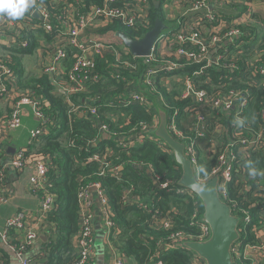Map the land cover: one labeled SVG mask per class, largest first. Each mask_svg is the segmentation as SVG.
Wrapping results in <instances>:
<instances>
[{"label":"trees","instance_id":"obj_1","mask_svg":"<svg viewBox=\"0 0 264 264\" xmlns=\"http://www.w3.org/2000/svg\"><path fill=\"white\" fill-rule=\"evenodd\" d=\"M37 1L44 2L52 14V28L61 30V18H58V15L64 13L65 5L56 3L55 0ZM91 1L93 0H85L84 4L90 5ZM239 1L228 0L225 4ZM219 13L224 15L221 11ZM19 19L23 24L20 32L5 31L6 34L16 35L17 42L13 47L4 48L3 51L0 49V63L10 71L21 92L20 96L37 95L42 103H48V106L44 107L49 117L46 130L28 146V152L50 157L51 167L46 184L54 197L53 209L40 225L47 240H40V234L37 240L40 244L31 255L32 259L39 264H74L79 258L75 245L80 233L78 192L82 185L98 183L106 195L110 216L116 225L111 237L122 254L134 257L138 264H155L159 261L162 264H197L195 255L183 247L181 242L174 240L172 235L178 232L190 235L199 231L190 222L196 204L201 207L200 202L195 194L193 198L190 194L178 193L180 166L171 153L149 139L147 132L139 131L141 124H154V109L133 104L124 113H116L108 103L109 99L123 89V84L111 76V71L124 60L132 61V55H125L119 60L110 51L97 55L93 68L100 72L104 79L90 84L85 91L72 93L68 97L58 92L57 84L65 86L66 83L62 80L55 83L52 74L41 71L39 74L28 76L25 73L22 56L35 53L42 43L50 42L51 38L45 32L40 18L32 17L29 9ZM157 19L166 21L162 7H156L154 4L148 26L131 29L114 21L104 28V31L124 32L137 39L152 29ZM226 19L230 23L231 18ZM239 26L246 33L241 37L244 41L242 48H235V44L230 45L229 54L220 66L212 67L206 72L210 81L200 84L209 92H220L224 95L231 89L250 88L248 103L240 118L235 117L234 111L218 113L209 118L206 138L209 139L211 134H221L226 144L232 143L230 148L238 155L233 160L234 177L229 184L228 194L231 203L237 207V210L234 209L235 213L249 217V220H245L241 225L240 241L242 244H254L258 239L257 232L264 229V210L261 209L264 197L255 193L257 182L264 181V147L251 150L249 156H244L239 152V140L264 131L261 116L264 108V87L261 84V74L255 71L264 66V45L260 47L262 50L259 59L251 60V50L255 49L249 42L252 39L249 33L252 28L246 24ZM21 41H26L27 44L22 45ZM260 41L263 43L264 38ZM76 51L74 47H67L64 77L71 69ZM231 63L236 64L237 70L226 68ZM253 71L255 74H252ZM125 74L131 79L138 76L137 72L125 71ZM205 77L206 75H203L201 80L204 81ZM250 81L254 84L249 85ZM154 87L168 113L176 114L178 119H185L187 115L182 112L187 100L180 97L184 86L176 81L166 83L157 80ZM79 106L81 111L94 107L96 113L93 116L87 113L80 115ZM7 111H10L9 107ZM2 114L0 118L5 117ZM178 123L186 135L195 137L182 123ZM100 124L107 126L110 137L103 135ZM136 131L145 137L144 144L135 147L120 145L122 140L130 139ZM203 145L202 149L197 148L200 178L210 175L218 162V155L208 151L210 143ZM4 152L5 149H2L0 156ZM95 152H102L104 160L89 161V156ZM116 167L119 175L114 173ZM246 171L254 176V180L250 181L247 199L242 194V172ZM165 183L167 186L163 187ZM5 184H8L6 174L0 176V196ZM140 204L148 205L150 209L146 210ZM154 210L163 214L171 213L175 219L174 224L165 229L155 226L152 221ZM16 229L10 230V243H18L12 240V237L16 236ZM161 245L176 248L162 250ZM6 255L7 252L0 245V264L8 263ZM243 260L250 263V260Z\"/></svg>","mask_w":264,"mask_h":264},{"label":"built area","instance_id":"obj_2","mask_svg":"<svg viewBox=\"0 0 264 264\" xmlns=\"http://www.w3.org/2000/svg\"><path fill=\"white\" fill-rule=\"evenodd\" d=\"M84 1L55 0L56 3L65 5V11L63 14L58 15V18H61V30H54L52 28L53 16L46 4L42 1L32 0L33 6L29 8V12L32 17H34L35 12L40 14L45 32L51 38L50 42L42 43L39 46L38 63L41 71L52 74L55 83L58 80L64 81L65 86H61L60 83L57 84L58 92L69 97L72 93L83 92L88 89L90 84L98 83L104 79V76L93 68L97 55H103L106 51H110L116 56L117 60L125 55H132V61L124 60L120 65L113 67L111 76L123 84V89L109 99L108 103L116 113H124L133 104L142 105L147 109L153 108L155 111L154 124L150 126L141 124L139 131L147 132L150 140L156 142L158 146L171 154L172 150L154 135L159 117L153 107L151 97H154L153 99L167 110L161 101V96L154 87V83L160 80L166 83L176 81L182 84L184 89L180 97L187 100L182 114L187 116L185 119H178L176 114L170 115L168 113V129L175 139L185 144L186 155L192 161L199 180L208 182L213 177L218 176L220 196L228 204L230 203L229 205L232 207L234 214L241 217L242 223L249 220V217H242L235 213L234 209L237 210V207L231 203L228 194L229 184L234 177L233 160L238 155L234 149L230 148L232 143L226 144L221 134L216 136L211 134L212 136L207 139L206 131H208V119L215 117L218 113L234 111L235 117L240 118V114L248 103L250 88L231 89L224 95L220 92H209L200 84L210 81V77H207L206 72L212 67L220 66V63L229 54V47H222L221 50L212 55L213 49L217 48L214 47L215 45L236 38L237 42H233L236 45L235 48L241 47L244 42L241 37L246 34L239 26L241 24L237 22L230 24L217 10L214 12L210 10L211 0H159V6L162 7L166 18L164 22L168 25V28L160 34L158 40L152 46L150 54L137 56L131 52L129 47L124 45L118 37L117 31H104V28L114 21L121 23L125 28L131 29L148 26L154 8V0H93L90 5H85ZM226 1L228 0H220V3ZM172 23L173 25H171ZM22 26L20 19L12 20L6 15H0V36L7 35L6 30L20 32ZM207 26L210 27L209 33L206 30ZM141 38H137V40ZM16 42V35L9 34L6 45L13 47ZM20 43L22 45L27 44L26 41ZM68 46L76 48L77 51L71 69L64 77V60L67 57ZM226 68L237 70L235 63L229 64ZM125 71L137 72L138 76L131 79L129 75L125 74ZM255 71L261 74V84L264 87V66H260ZM252 74H255V72L253 71ZM203 75H206L204 81L201 80ZM248 84L253 85L254 82L250 81ZM144 89H147L151 96L147 95ZM20 93L10 71L4 64L0 63V97L8 102L10 108L5 117L0 118V151L6 148L5 140L9 132L22 126L24 105H31L38 126L30 130L27 146L15 150L10 161L12 166L20 171L32 167L33 175L30 179L29 189L38 196L40 201L38 211L29 212L20 209L9 217L5 229L1 233L0 245L2 248H9L16 253L20 257L19 264H39L28 254V250L36 245L41 232L40 225L54 206V197L46 184L51 161L48 155L28 152L30 150L28 146L46 130L49 117L45 113L44 107L48 106V103H42L37 95L20 96ZM80 108L81 106L78 108L80 115L87 113L93 116L96 113L94 107L83 111ZM261 116L264 121V108ZM178 122L182 123L190 131V134H195V137L186 135ZM99 127L105 137H110L106 125L100 124ZM139 131L134 132L128 140L123 141L121 139L120 145L135 147L144 144L146 142L145 137ZM263 132L240 139V154L249 156L251 150L264 147ZM207 143H210L208 151L218 155V162L210 175L200 178L197 148L202 149L203 144ZM88 160H104V154L95 152L89 156ZM114 173L115 175L120 174L117 167L114 169ZM5 174L6 171L0 169V176ZM242 176L244 177L242 194L247 199V191L251 185L250 181L254 180V176L248 171L242 172ZM162 186H167V183ZM1 191L3 194L0 196V206L8 201L10 194L9 182L4 185ZM177 191L195 197V193L187 188L179 186ZM255 193L264 197V181L257 182ZM78 199L80 233L75 240V245L79 252V258L74 264H92L95 257V200L100 203L105 212L104 220L109 236L115 230L116 225L110 216L108 200L100 184L92 183L80 186ZM199 202L201 207L196 204L190 222L199 231L190 235L183 232L172 235V238L181 242L183 247L184 241H205L211 235L209 225L202 220L203 207L200 200ZM140 206L146 208V210L150 209L148 205L140 204ZM261 209L264 210V205L261 206ZM152 221L155 226L165 229L171 227L175 219L171 213L163 214L158 210H154ZM11 228H17L15 235L20 238L18 243L9 242ZM257 238V242L254 244H242L240 239L235 243L232 253L236 264H264V229L257 232ZM160 248L170 250L176 247L161 245ZM195 257L197 264H205L200 257ZM243 259L250 260V263H246ZM116 264H124V255ZM155 264H162V262L159 261Z\"/></svg>","mask_w":264,"mask_h":264},{"label":"crops","instance_id":"obj_3","mask_svg":"<svg viewBox=\"0 0 264 264\" xmlns=\"http://www.w3.org/2000/svg\"><path fill=\"white\" fill-rule=\"evenodd\" d=\"M227 2V1H226ZM226 2L220 3V0H211L209 4V9L218 12H222L224 15H221L227 21V18H231L230 24L240 23L241 25H249L250 29L252 28L251 33L252 39L249 41L251 43V47H255V49L251 50L252 54L249 58L253 61L259 59L260 47L264 45V42L261 43L260 39L264 38V0H240L238 3L225 4ZM228 22V21H227ZM173 25V23L171 24ZM170 25V26H171ZM207 33L210 31V27H206ZM250 31V30H248ZM206 33V34H207ZM3 35L0 36V49L2 51L4 48L8 47L7 41H5L4 37L8 36ZM245 36V35H244ZM253 40H255L253 42ZM233 42H237L236 38L229 39L224 41L221 44L215 45L216 49H213L212 55L215 54L218 50H221L222 47H230ZM249 43V44H250ZM39 52V48L36 53ZM27 55L22 56L23 66L25 69V73L30 76L32 74H39L41 72L40 65L37 60V56L35 57V65L33 67L34 72H30L25 63V58ZM8 102L0 97V114L3 110L2 115H6L8 113ZM25 123V130L18 131V129L9 132L8 137L5 140L6 152L5 155L0 157V167L6 171L7 179L10 187V194L8 196V201L0 206V242H1V233L4 231L7 220L11 217L16 210H26L29 212H36L40 207V201L37 195L33 194L30 191V179L33 175L32 167H27L22 171L18 170L16 167H13L10 159H12L13 153H9L8 149L14 147L16 150L23 146H27L29 138H30V130L38 126V121L35 118L33 113V108L31 105H24L22 121ZM23 124V123H22ZM20 128V127H19ZM222 130V128H220ZM216 136V134H215ZM95 257L92 264H116V262L123 258L122 252L117 249L114 238L109 236L108 228L106 225L105 212L103 211L102 206L98 201L95 200ZM44 232H40L43 236ZM46 236V235H44ZM20 238L18 236L12 237L13 241L19 242ZM40 240H47L45 238H39ZM40 242L37 241L36 245L28 250V254L32 255L35 253L37 248L39 247ZM8 256V262L10 264H19L20 257L16 255L9 248H5ZM6 254V253H5ZM1 261V257H0ZM124 264H138L136 259L132 256L124 255Z\"/></svg>","mask_w":264,"mask_h":264},{"label":"water","instance_id":"obj_4","mask_svg":"<svg viewBox=\"0 0 264 264\" xmlns=\"http://www.w3.org/2000/svg\"><path fill=\"white\" fill-rule=\"evenodd\" d=\"M160 1L154 0L156 7ZM35 18H40V14L35 12ZM168 25L161 19L155 21L154 26L143 38L133 39L124 32H118V37L131 52L137 56L150 54L152 46L158 37L167 29ZM147 95L151 96L147 89ZM153 107L159 117V122L154 135L162 140L171 150L175 162L181 168V177L178 181L179 186L194 192L202 203V220L211 229L210 237L205 241H184V247L190 250L195 256L200 257L205 264H236L233 258L232 248L241 238L240 227L242 219L235 215L232 207L220 196L218 190L219 177L215 176L208 182H201L195 173L192 161L187 157L185 144L175 139L168 129L169 114L154 97ZM16 149L11 147L9 153ZM10 161V160H9ZM45 238L46 236H42Z\"/></svg>","mask_w":264,"mask_h":264},{"label":"clouds","instance_id":"obj_5","mask_svg":"<svg viewBox=\"0 0 264 264\" xmlns=\"http://www.w3.org/2000/svg\"><path fill=\"white\" fill-rule=\"evenodd\" d=\"M32 6V0H0V15L16 20L22 18Z\"/></svg>","mask_w":264,"mask_h":264},{"label":"rangeland","instance_id":"obj_6","mask_svg":"<svg viewBox=\"0 0 264 264\" xmlns=\"http://www.w3.org/2000/svg\"><path fill=\"white\" fill-rule=\"evenodd\" d=\"M170 36H172V35H170ZM4 39H5V41H7L8 39H9V35L8 36H6V37H4ZM37 56V60H38V53H33V54H28L27 56H26V58H25V63H26V65H27V67L29 68V69H31L30 70V72H34L33 71V67H34V65H35V61H36V59H35V57ZM6 110H3V112H5ZM2 112V113H3ZM22 126L20 127V128H18V130L16 131V132H18V131H24L25 130V123H24V120L22 121Z\"/></svg>","mask_w":264,"mask_h":264}]
</instances>
